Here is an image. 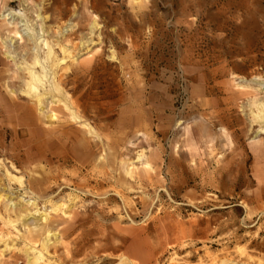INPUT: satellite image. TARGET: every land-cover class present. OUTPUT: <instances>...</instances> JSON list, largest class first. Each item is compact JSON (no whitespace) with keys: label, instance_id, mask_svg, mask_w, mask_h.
I'll list each match as a JSON object with an SVG mask.
<instances>
[{"label":"rangeland","instance_id":"374dc122","mask_svg":"<svg viewBox=\"0 0 264 264\" xmlns=\"http://www.w3.org/2000/svg\"><path fill=\"white\" fill-rule=\"evenodd\" d=\"M262 103L264 0H0V264H264Z\"/></svg>","mask_w":264,"mask_h":264},{"label":"bare ground","instance_id":"6f19581e","mask_svg":"<svg viewBox=\"0 0 264 264\" xmlns=\"http://www.w3.org/2000/svg\"><path fill=\"white\" fill-rule=\"evenodd\" d=\"M94 22H95V20H94ZM95 24L96 23H93L92 24V28H94L95 27ZM42 33V32H41ZM38 34V33H37ZM43 35V33L42 34H38V35H36L37 36V40H39L40 38H41V36ZM29 37H32V36H30L29 35ZM63 41V40H62ZM29 42V41H28ZM35 44H36V42H35ZM38 44V43H37ZM40 44H42L43 45V47H44V49H45V58H46V60H51L52 59V62H54V63H59L60 61H59V59L57 60L56 58H55V56H54V51H53V49H52V46H50L49 44H48V42H47V40H45L44 38L43 39H41L40 40ZM56 44H58V46L60 47V50L63 52V54H67V48H66V46H65V44H61V43H59L58 41L56 42ZM29 47H31V46H29ZM28 48V47H27ZM40 48H41V45H40ZM35 50H36V47L34 48ZM11 51H13V49L11 50ZM32 51H33V49H32ZM9 52V51H8ZM24 52H25V49H24ZM10 54V53H9ZM33 55H35V56H33L32 57V59H33V64H36V63H39L40 61H39V59L38 58H40V57H37V52L36 53H34ZM65 56V55H64ZM10 57V56H9ZM25 58V57H24ZM72 59V58H71ZM15 60V59H14ZM16 65V64H15ZM47 66H49V65H47ZM47 66H41L44 70H46L45 68L47 67ZM41 68V69H42ZM58 68V67H57ZM42 69V70H43ZM43 70V71H44ZM42 71V72H43ZM46 72V71H45ZM8 75V74H7ZM46 75V74H45ZM44 74H38V73H36L33 69H32V67H31V65H29L28 63H26V62H21L20 63V65H17L16 66V69H15V73H14V76L13 77H15L16 79H18V81H20V82H22V84L23 83H25L26 85H27V87L29 88V90L30 91H36L38 88H37V86H38V84L40 85L41 84V82L43 81V76H45ZM12 76V75H11ZM50 78V77H49ZM19 84V83H18ZM12 85H16V84H12ZM21 86V85H20ZM17 88V87H16ZM16 90V89H15ZM13 91V90H12ZM21 91V90H20ZM41 91V90H40ZM30 93V92H29ZM44 93V92H43ZM42 92H40V93H35L34 95H32V97H35V100H36V102L40 105V109H41V112L43 111V107H42V103L40 104V102L43 100V98H44V94H43ZM48 93V92H47ZM46 94V93H45ZM31 97V98H32ZM48 97V96H47ZM50 97V96H49ZM53 99V98H52ZM50 101V100H49ZM58 102V101H57ZM262 104H264V103H262ZM72 113V112H71ZM77 116V115H76ZM85 126H88L87 124H84ZM59 207H61L60 205L58 206H54L53 207V209H57V208H59ZM9 210V209H8ZM8 210H6V211H8ZM14 212V214H13V216H15L14 218H12L10 215H11V213H13ZM5 216H6V214H5ZM21 217H22V213H21V211L20 210H17V211H15V210H13V209H11V210H9V213L7 214V216H6V223H8L10 226H14V222L15 221H17V220H19V219H21ZM44 220H46V219H48L47 218V216L44 214V218H43ZM28 231V233H20L19 234V237L20 238H23L24 240H26L27 238H28V236H30L33 240H32V242L34 243V244H37L38 243V250L36 251V254H34L33 256V261L31 262L32 264H38V261L41 259V258H43V251H47V248H48V246L50 245L49 244V229H46V230H43V229H40L39 231H36L35 233H30L29 232V230H27ZM26 231V232H27ZM31 241V240H30ZM37 248L35 247V246H28V248H26V251L27 250H36ZM32 257V256H31ZM125 259H127L126 257H124ZM112 259H105V260H102V263H107L108 261H111ZM122 260H124V259H121V261ZM127 261V260H126ZM130 264H132V262H130Z\"/></svg>","mask_w":264,"mask_h":264}]
</instances>
